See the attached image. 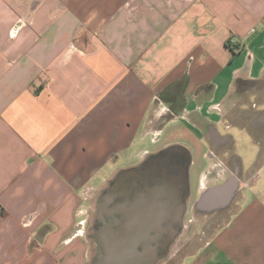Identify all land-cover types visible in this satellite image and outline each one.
Returning <instances> with one entry per match:
<instances>
[{"label": "crops", "instance_id": "obj_1", "mask_svg": "<svg viewBox=\"0 0 264 264\" xmlns=\"http://www.w3.org/2000/svg\"><path fill=\"white\" fill-rule=\"evenodd\" d=\"M187 141L168 264H264V0H0V264H88L90 203Z\"/></svg>", "mask_w": 264, "mask_h": 264}, {"label": "water", "instance_id": "obj_2", "mask_svg": "<svg viewBox=\"0 0 264 264\" xmlns=\"http://www.w3.org/2000/svg\"><path fill=\"white\" fill-rule=\"evenodd\" d=\"M186 161L165 155L154 162L153 185L145 193H136V201L125 199L124 211H120L116 202L117 181L137 172L135 168L126 170L114 181L113 191L105 192L97 203V218L102 224L95 234L99 254L94 264L151 263L169 248L180 233L186 208L184 197L189 187ZM235 183L232 179L229 186Z\"/></svg>", "mask_w": 264, "mask_h": 264}, {"label": "rangeland", "instance_id": "obj_3", "mask_svg": "<svg viewBox=\"0 0 264 264\" xmlns=\"http://www.w3.org/2000/svg\"><path fill=\"white\" fill-rule=\"evenodd\" d=\"M183 145H184L183 147L188 152L187 157L190 159V162H189L188 168H187L188 176H189L188 179L190 181H193L196 177L194 160L197 157V154H196L197 149L194 148L192 146V144L188 141L183 143ZM172 147H177V146H171L169 148H166L165 150L162 149V150H160L154 154H151V155L155 156V155L161 154L164 151L171 149ZM235 154H237L238 157H244L245 158V153H243V152L235 151ZM151 155H149L147 158H149ZM147 158H145L143 161H145ZM143 161H140L138 166L141 165V163ZM124 172H125V170L122 172V174ZM114 186H115V183L108 185L107 189H106V191H104V193L105 192H107V193L112 192L113 191L112 188ZM189 194H190V190L188 187V191L186 192L185 197H184L185 205H186V200L189 197ZM117 197L118 196H116V200H117ZM97 203L95 201H93L88 206V238L90 240V252H89L88 264H94L95 260L97 259L98 254H99L98 247H97V244L95 242V234H96V230L102 224V222H100L97 218ZM178 256H179V234L176 235L174 241L171 243L169 248L159 255V258L157 260H155L154 262H151V263H143V264H168L169 261L173 262V260Z\"/></svg>", "mask_w": 264, "mask_h": 264}, {"label": "flooded vegetation", "instance_id": "obj_4", "mask_svg": "<svg viewBox=\"0 0 264 264\" xmlns=\"http://www.w3.org/2000/svg\"><path fill=\"white\" fill-rule=\"evenodd\" d=\"M165 155H171L173 158L177 160H182L183 158H186L189 164V158L188 153L182 148V147H172L171 149L164 151L161 154L158 155H151L149 158H147L145 161L141 163V165L136 167L137 175H134L132 177H120L117 181V200L116 202L119 204V207L121 208L120 211H124L125 207L127 206L125 203V199H128L129 201H136V195L138 192L145 193L146 188L151 187L153 185L154 181V173L153 167L151 165L154 164L159 158L165 156ZM186 161V162H187ZM178 166V165H177ZM174 165V169H175ZM172 169V166L169 167ZM177 168V167H176ZM163 173H159L158 175L161 176ZM134 187H131V186ZM129 190L131 191V195L129 194ZM133 192V193H132ZM137 193V194H136Z\"/></svg>", "mask_w": 264, "mask_h": 264}, {"label": "bare ground", "instance_id": "obj_5", "mask_svg": "<svg viewBox=\"0 0 264 264\" xmlns=\"http://www.w3.org/2000/svg\"><path fill=\"white\" fill-rule=\"evenodd\" d=\"M209 191V190H208ZM232 197V196H231ZM208 198V197H207ZM204 202V201H203ZM213 204V203H212ZM206 206V205H205ZM212 206V205H211ZM209 207V206H208ZM205 210H207V209H205Z\"/></svg>", "mask_w": 264, "mask_h": 264}]
</instances>
